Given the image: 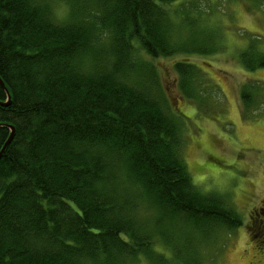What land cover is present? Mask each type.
<instances>
[{
  "label": "trees",
  "instance_id": "trees-1",
  "mask_svg": "<svg viewBox=\"0 0 264 264\" xmlns=\"http://www.w3.org/2000/svg\"><path fill=\"white\" fill-rule=\"evenodd\" d=\"M57 1L66 22L53 0H0V264H200L193 236L243 221L194 185L153 62L193 54L176 35L198 3ZM174 68L191 99L196 65Z\"/></svg>",
  "mask_w": 264,
  "mask_h": 264
},
{
  "label": "rangeland",
  "instance_id": "rangeland-1",
  "mask_svg": "<svg viewBox=\"0 0 264 264\" xmlns=\"http://www.w3.org/2000/svg\"><path fill=\"white\" fill-rule=\"evenodd\" d=\"M190 1L198 3L199 12L187 10L182 21L189 32L175 35L193 54L153 62L169 106L180 117L184 160L194 185L203 194L222 197L243 221L236 231L212 232L210 238L196 233L192 251L200 264H264V68L249 71L241 62L244 56L250 65L264 59V10L257 0ZM184 2H174L172 10ZM51 6L58 21H68L65 3L53 0ZM175 14L180 21L181 13ZM177 62L197 67L199 82L191 83V99L180 90ZM156 241V252L171 259L172 249ZM136 262L151 264L143 257Z\"/></svg>",
  "mask_w": 264,
  "mask_h": 264
},
{
  "label": "water",
  "instance_id": "water-1",
  "mask_svg": "<svg viewBox=\"0 0 264 264\" xmlns=\"http://www.w3.org/2000/svg\"><path fill=\"white\" fill-rule=\"evenodd\" d=\"M0 85H1V86L7 91V93H8V98H9V102H8V103L0 104V105H2V106H8V105L10 104L11 96H10V94H9V92H8V90H7V88H6L5 84H4V82H3V80L1 79V77H0ZM11 130H12V134H11V136H10V139H9L8 142L6 143V145H5V147H4L3 151H2V153L0 154V157L2 156L3 152H4V151L6 150V148L12 143V141H13L14 138H15L16 130H15L14 127H11Z\"/></svg>",
  "mask_w": 264,
  "mask_h": 264
}]
</instances>
